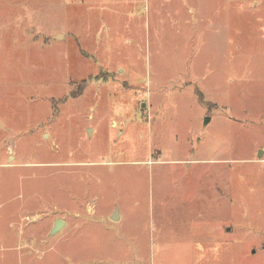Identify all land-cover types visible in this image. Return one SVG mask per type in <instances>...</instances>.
<instances>
[{
  "label": "rangeland",
  "instance_id": "374dc122",
  "mask_svg": "<svg viewBox=\"0 0 264 264\" xmlns=\"http://www.w3.org/2000/svg\"><path fill=\"white\" fill-rule=\"evenodd\" d=\"M0 264H264V0H0Z\"/></svg>",
  "mask_w": 264,
  "mask_h": 264
},
{
  "label": "water",
  "instance_id": "95a60500",
  "mask_svg": "<svg viewBox=\"0 0 264 264\" xmlns=\"http://www.w3.org/2000/svg\"><path fill=\"white\" fill-rule=\"evenodd\" d=\"M210 120V118H206V122H208ZM116 214H114L113 219L117 220L119 218V215L117 212H115ZM65 224V220L64 219H57L54 223V226L52 227V233L56 234L57 232L60 231V229L62 228V226Z\"/></svg>",
  "mask_w": 264,
  "mask_h": 264
},
{
  "label": "crops",
  "instance_id": "0c3cea01",
  "mask_svg": "<svg viewBox=\"0 0 264 264\" xmlns=\"http://www.w3.org/2000/svg\"><path fill=\"white\" fill-rule=\"evenodd\" d=\"M10 141L13 142V138H12V139L10 138ZM12 147H13V146H12ZM9 149H10V148H9ZM11 153H12V154H11ZM9 154L12 155L13 162L10 163V164H7V163H3V164H7V165H5V166H12V168H13V167H14V164H15V165L17 164L16 162H14L13 148H12L11 151L9 150ZM177 161L184 162V161H187V160L184 159V161H182V160H177ZM65 164H66V162H61V161H60V162L58 161V163H52V162H48V163H47V165H60V167H61V165H62V166H65ZM17 165H18V164H17ZM198 187H199V186H198ZM196 190H198V189H197V186H195L194 193L196 192ZM56 220H57V219H56ZM56 220H55V221H56ZM54 223H55V222H54ZM53 226H54V225H53ZM53 226H52V227H53Z\"/></svg>",
  "mask_w": 264,
  "mask_h": 264
}]
</instances>
